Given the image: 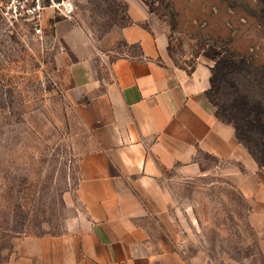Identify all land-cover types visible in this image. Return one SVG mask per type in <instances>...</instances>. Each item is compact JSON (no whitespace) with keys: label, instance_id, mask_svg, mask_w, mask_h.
<instances>
[{"label":"rangeland","instance_id":"obj_1","mask_svg":"<svg viewBox=\"0 0 264 264\" xmlns=\"http://www.w3.org/2000/svg\"><path fill=\"white\" fill-rule=\"evenodd\" d=\"M140 1L178 64L220 55L213 94L220 111L256 117L252 106L260 101L264 120V0ZM128 6V0H75L71 21L100 38L131 22ZM65 19L54 14L43 35H35L0 14V264H14L26 237L64 238L85 216L78 163L91 131L57 71L63 45L54 24ZM204 163L197 175L163 177L178 249L189 264H264L250 205L229 164L212 157Z\"/></svg>","mask_w":264,"mask_h":264},{"label":"crops","instance_id":"obj_2","mask_svg":"<svg viewBox=\"0 0 264 264\" xmlns=\"http://www.w3.org/2000/svg\"><path fill=\"white\" fill-rule=\"evenodd\" d=\"M128 3L131 22L100 38L71 19L54 24L60 83L91 131L78 163L85 216L64 238L20 241L14 264H189L162 181L202 173L205 157L229 164L264 256V174L207 96L213 54L178 64L150 11Z\"/></svg>","mask_w":264,"mask_h":264},{"label":"trees","instance_id":"obj_3","mask_svg":"<svg viewBox=\"0 0 264 264\" xmlns=\"http://www.w3.org/2000/svg\"><path fill=\"white\" fill-rule=\"evenodd\" d=\"M219 56L220 55L217 54L214 57L211 88L207 91V96L214 107L217 108V117L220 120L233 125L236 131L237 139L249 151L264 174V148L261 147V144H264V120L261 116V112H263L261 102L257 101L254 106H252L253 110L256 112V117H247L239 111L234 113L228 109H221L223 113L231 115L228 119L223 116L220 111V108L222 107L213 97V94L219 90V76L217 71H221V65L223 64V60ZM253 129L256 130V134L254 133L255 135H252L254 132Z\"/></svg>","mask_w":264,"mask_h":264},{"label":"built area","instance_id":"obj_4","mask_svg":"<svg viewBox=\"0 0 264 264\" xmlns=\"http://www.w3.org/2000/svg\"><path fill=\"white\" fill-rule=\"evenodd\" d=\"M72 19L75 15V0H0V14L9 24L23 25L35 35H43L46 14Z\"/></svg>","mask_w":264,"mask_h":264}]
</instances>
